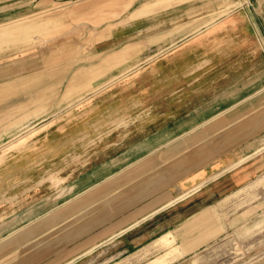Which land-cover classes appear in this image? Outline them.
Segmentation results:
<instances>
[{
  "label": "crops",
  "instance_id": "crops-1",
  "mask_svg": "<svg viewBox=\"0 0 264 264\" xmlns=\"http://www.w3.org/2000/svg\"><path fill=\"white\" fill-rule=\"evenodd\" d=\"M256 4L253 14L238 7L196 32L170 30L158 50L138 39L142 50L125 63L143 61L137 68L0 153V263L128 264L170 252L175 264L219 235L222 202L259 172L228 168L253 154L180 156L210 121L243 116L264 87L253 27L264 34V0ZM124 33L112 30L95 55L118 52Z\"/></svg>",
  "mask_w": 264,
  "mask_h": 264
},
{
  "label": "rangeland",
  "instance_id": "rangeland-1",
  "mask_svg": "<svg viewBox=\"0 0 264 264\" xmlns=\"http://www.w3.org/2000/svg\"><path fill=\"white\" fill-rule=\"evenodd\" d=\"M254 4L256 0H0V153L47 116L79 104L137 68L143 61L125 63L142 50L141 43H134L138 39L146 38L143 49L158 50L170 30L176 35L196 32L238 7L253 14ZM154 15L155 22L140 20ZM253 23L264 53V34ZM117 28L125 29L117 40L126 45L95 55L96 44ZM139 30H144L141 35ZM156 33L162 37L147 38ZM242 115L210 121L201 129L206 132L195 135L194 149L182 151L180 157L194 151L201 162L210 157L218 161L219 153L228 159L253 154L228 170L256 165L259 172L222 202L219 218L225 227L212 237L219 235L175 264H264V87L255 102L244 104ZM220 137L224 149H217ZM170 254L135 256L128 264H170Z\"/></svg>",
  "mask_w": 264,
  "mask_h": 264
},
{
  "label": "bare ground",
  "instance_id": "bare-ground-1",
  "mask_svg": "<svg viewBox=\"0 0 264 264\" xmlns=\"http://www.w3.org/2000/svg\"><path fill=\"white\" fill-rule=\"evenodd\" d=\"M216 1V0H215ZM225 4V3H224ZM206 5V4H205ZM211 5V4H210ZM204 7V6H203ZM200 8V7H199ZM196 10V9H195ZM200 10H201V8H200ZM191 12V11H190ZM194 14V13H193ZM187 15V14H186ZM42 36V35H41ZM89 99V98H88ZM28 190V189H27ZM29 191V190H28Z\"/></svg>",
  "mask_w": 264,
  "mask_h": 264
}]
</instances>
